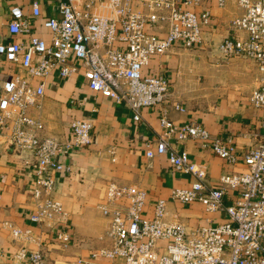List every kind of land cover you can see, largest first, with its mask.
I'll return each instance as SVG.
<instances>
[{"label": "built area", "instance_id": "built-area-1", "mask_svg": "<svg viewBox=\"0 0 264 264\" xmlns=\"http://www.w3.org/2000/svg\"><path fill=\"white\" fill-rule=\"evenodd\" d=\"M227 2L61 0L58 15L42 21L52 33L50 41L33 32V21L42 14L41 0H31L28 13L22 4L10 5L8 32L26 38L0 41V58L21 69L9 76L0 75V136L9 147L27 149L33 155L26 162L36 174L35 210L30 214L36 226H61L58 240H70L66 229L70 215L63 202L53 197L55 174L72 170L61 161L62 156L91 145L94 139L90 119L73 120V138L62 142L44 135L43 120L30 113L31 107L40 106L55 66L63 79L83 70L90 89L131 109L136 121L142 119L143 108L160 105L162 132L155 149L149 147L146 155L165 154L176 171L194 178L189 187L173 189L172 199L184 205L200 202L208 212L224 211L227 215L225 222L188 229L185 222L166 218L167 200L160 198L154 216L146 218L147 190L138 184L110 180L106 200L99 205L108 218L110 244L81 257L78 263L101 264L100 258L122 257L127 264H264V0H237L238 12L217 47L226 58L253 60L263 75L250 94L251 104L262 111L261 140L244 154L246 169L223 174L218 187L208 182L206 166L177 150L176 144L197 140L229 164H236L235 140L213 135L200 122L178 123L170 118L166 101L169 80L143 71L153 55H162L176 45L198 46L204 40V28L211 23V9L225 8ZM176 108L184 110L178 104ZM230 191H235L232 203L226 201ZM7 226L14 240L21 242L14 254L16 260L28 258L31 264H49L34 229ZM35 241L39 247L33 250L28 244Z\"/></svg>", "mask_w": 264, "mask_h": 264}, {"label": "crops", "instance_id": "crops-1", "mask_svg": "<svg viewBox=\"0 0 264 264\" xmlns=\"http://www.w3.org/2000/svg\"><path fill=\"white\" fill-rule=\"evenodd\" d=\"M60 1L41 0L42 14L33 21V32L48 41L52 33L42 26V21L58 15ZM13 3L22 4L24 11L30 12L31 0H0V41L26 38L8 32V10ZM237 12V0H228L222 9L212 8L211 23L204 28V40L198 46H173L162 55L151 56L143 69L147 75H162L169 80L171 88L166 101L170 118L178 123L200 122L213 135L231 136L235 140L236 164H229L197 140L176 144L177 150L186 152L194 161L206 166L207 180L214 187L220 185L223 174L245 170L244 154L261 140L262 111L251 104L250 94L260 84L263 75L253 60L227 59L217 50ZM20 70L0 58V75L9 76ZM39 103L40 106L31 107L30 113L43 120L44 135L62 142L72 140L73 120L86 118L94 124L93 143L61 157V161L70 165L72 170L55 174L53 197L63 202L70 215L66 229L71 238L68 242L59 241L57 232L61 226L38 227L30 220V214L35 210L36 174L26 161L33 155L27 149L9 147L0 136V264H31L28 258L23 261L14 258L21 242L14 240L7 223L34 229L35 240L42 241L41 247L49 264H80L81 257L108 246V218L100 213L99 205L106 200L110 180L138 184L147 190L143 212L146 218L154 216L155 204L163 198L167 200L166 218L183 221L188 227L226 221L224 211L208 212L200 202L184 205L173 200L172 190L189 187L194 178L176 171L165 154L147 157L146 150L149 147L155 149L157 137L162 132L160 105L143 108L142 119L136 121L131 109L90 89L83 70L63 79L58 66L48 76ZM177 104L184 110L176 108ZM234 199L235 191H230L226 201L232 203ZM122 203L126 204L127 200ZM36 241L30 242L28 247L38 248ZM98 262L127 264L122 257H103Z\"/></svg>", "mask_w": 264, "mask_h": 264}, {"label": "rangeland", "instance_id": "rangeland-1", "mask_svg": "<svg viewBox=\"0 0 264 264\" xmlns=\"http://www.w3.org/2000/svg\"><path fill=\"white\" fill-rule=\"evenodd\" d=\"M234 58H240V57H234ZM227 59H231V58H227ZM247 59V58H245ZM100 211V210H99ZM101 213V212H100ZM102 214V213H101ZM192 227H188V229H191Z\"/></svg>", "mask_w": 264, "mask_h": 264}]
</instances>
